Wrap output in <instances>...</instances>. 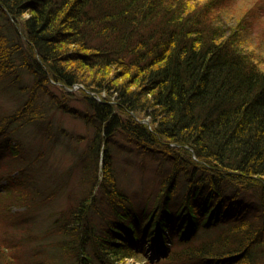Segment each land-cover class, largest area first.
I'll return each instance as SVG.
<instances>
[{"label":"trees","instance_id":"trees-1","mask_svg":"<svg viewBox=\"0 0 264 264\" xmlns=\"http://www.w3.org/2000/svg\"><path fill=\"white\" fill-rule=\"evenodd\" d=\"M235 1L0 0V264H264V38ZM57 112L93 130L72 201ZM123 146L161 164L140 199Z\"/></svg>","mask_w":264,"mask_h":264},{"label":"rangeland","instance_id":"rangeland-1","mask_svg":"<svg viewBox=\"0 0 264 264\" xmlns=\"http://www.w3.org/2000/svg\"><path fill=\"white\" fill-rule=\"evenodd\" d=\"M255 4L257 6L256 13L259 16V20L256 18L253 21V26L251 28L253 29V34L255 37L259 36L263 39L264 0H236L233 3L232 9L230 11L238 10L237 7H243V5L246 6V8H249ZM262 52L264 53V50H262ZM77 87L78 85L75 86V88ZM12 101H14V99L11 97L7 98V96L4 95L0 96V105L5 108L12 105ZM55 123H58V125L61 124L66 133L63 137H59L57 145L53 146L52 148L47 147V151H45L47 157L43 162L42 170L50 169L55 172H60L61 176H64L68 168L72 167L74 164H77V166H73V170H70L72 173L71 177L68 178L70 181L69 188L72 191V199L70 200L66 194H61L54 201V203H48L46 207L40 206L37 210L38 213L36 214L38 220L35 221V230L38 232L43 230L42 228L44 226V223L48 219L50 210H59L62 207L64 208L69 203V200L72 201L79 194L81 187H85V178L84 173L82 172V161L79 159V155H88V143L92 138L93 130L89 125L85 123L84 120L61 112H57V114L55 115ZM37 138L38 137H36V140H39ZM125 147L126 146L117 147L114 150L112 162L115 167L118 179L120 180V186L124 188L125 192H129L131 194L136 193V196L138 197V199H140L141 195L138 192H141V189L146 187L148 189L155 186L157 187L158 178L161 177L158 172V169L161 168V164L158 160H153L148 156L143 155L134 147ZM42 161V158L37 160V162L40 163H42ZM86 161L87 163L89 161L90 163L92 162L88 156L86 158ZM36 164L37 163H35V166ZM169 166V163H165V168H168ZM39 182H41V180ZM84 191H86V188L84 189ZM138 203L141 204L142 200H140ZM1 208L2 204H0V209ZM1 220L3 219L0 218V221ZM2 226H4V223L0 222V227ZM35 237L36 236H34V238ZM33 243L38 244L39 238L34 239ZM30 245L31 246L29 247V249H27L29 251L27 252V257L36 259L33 254L35 252L37 253V248L35 251V246H33L32 244ZM153 255L154 251L148 249L147 257H150L151 259L153 258ZM124 264H138V262L135 258H128L126 259V262Z\"/></svg>","mask_w":264,"mask_h":264}]
</instances>
